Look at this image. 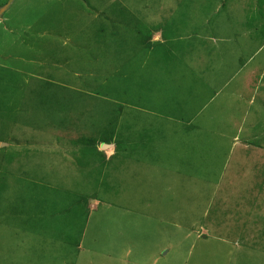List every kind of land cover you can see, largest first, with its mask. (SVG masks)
Masks as SVG:
<instances>
[{
    "label": "rangeland",
    "instance_id": "obj_1",
    "mask_svg": "<svg viewBox=\"0 0 264 264\" xmlns=\"http://www.w3.org/2000/svg\"><path fill=\"white\" fill-rule=\"evenodd\" d=\"M0 264H264V0H0Z\"/></svg>",
    "mask_w": 264,
    "mask_h": 264
},
{
    "label": "water",
    "instance_id": "obj_2",
    "mask_svg": "<svg viewBox=\"0 0 264 264\" xmlns=\"http://www.w3.org/2000/svg\"><path fill=\"white\" fill-rule=\"evenodd\" d=\"M7 7H8V6H7ZM3 11H4V10H3ZM3 11H2V12H3Z\"/></svg>",
    "mask_w": 264,
    "mask_h": 264
}]
</instances>
